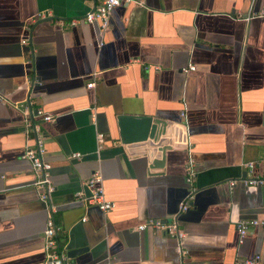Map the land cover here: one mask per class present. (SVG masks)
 <instances>
[{
    "label": "crops",
    "instance_id": "obj_1",
    "mask_svg": "<svg viewBox=\"0 0 264 264\" xmlns=\"http://www.w3.org/2000/svg\"><path fill=\"white\" fill-rule=\"evenodd\" d=\"M97 2L0 0V264L43 260L45 209L19 158L33 143L25 117L44 135L60 246L82 248L71 264H244L255 255L264 264V228L240 242L236 230L238 220L264 222V182L227 185L264 173V0H131L110 10L102 32L83 20ZM121 113L164 130L155 142L123 144ZM188 159L196 190L177 214ZM95 169L106 212L73 198L88 193ZM174 214L184 258L159 229L137 230Z\"/></svg>",
    "mask_w": 264,
    "mask_h": 264
},
{
    "label": "built area",
    "instance_id": "obj_2",
    "mask_svg": "<svg viewBox=\"0 0 264 264\" xmlns=\"http://www.w3.org/2000/svg\"><path fill=\"white\" fill-rule=\"evenodd\" d=\"M131 0H98L92 10L85 13L83 20L89 24L97 22L99 32L104 31L108 25V14L112 8L121 4L128 3ZM48 12L42 11L37 12L34 15L30 16L29 20L34 22L38 19L48 16ZM78 20L71 19L69 24H76ZM61 23L60 21H57ZM20 43L23 45L27 44L26 39H21ZM101 44V41H98V45ZM31 60H26V63H30ZM194 70L193 64H188L183 68V72L187 73ZM0 101H4L0 97ZM27 113V112H26ZM35 116L40 117L42 121L49 122L52 120V116L49 114L43 113L41 110L36 109L34 112ZM182 116L183 113H180ZM24 128L33 132V143L26 146L19 158L24 159L29 162L30 168L33 174V180L31 185L34 187L37 198L43 203L45 209V222L43 230V260L42 264H71L69 257L66 255L65 251L61 248L60 242L58 240V232L60 231L59 226L54 220L55 208L50 201L51 194L54 191V185L50 179L49 164L44 161V135L41 132L38 124H34L30 119L24 118ZM97 147H100L102 142V135H96ZM68 157L80 159L81 154L78 152H72ZM244 166L248 169H251L254 166L253 162H246ZM196 172L194 169V162L191 159H188L184 165V182L186 184V194L179 203L178 212L186 210L195 193L196 188L193 186V180L195 178ZM101 175L98 169L93 170L87 178L83 180V187L87 189L88 193H84L81 190H77L73 193V198L76 201H80L85 206H96L102 212L108 211L112 203L103 198L101 186ZM237 182L244 186H255L260 185L264 182V173L256 176L249 177H240L238 179H232L227 181L229 188L233 187ZM174 214L171 219L167 222H162L158 219L146 220L145 223H142L137 226V230H143L147 227L159 229L163 234L173 238L176 244V251L179 255V258H184L187 251L182 247L181 239L183 237V232L179 228L176 221V215ZM85 218H81V221H84ZM260 225L264 228V222L258 221L255 219L252 220H238L236 222V230L238 232L239 242L242 240L244 235L247 233L248 228L251 226ZM258 256H253L252 259L244 261V264H256ZM101 264H110L108 259H105Z\"/></svg>",
    "mask_w": 264,
    "mask_h": 264
},
{
    "label": "water",
    "instance_id": "obj_3",
    "mask_svg": "<svg viewBox=\"0 0 264 264\" xmlns=\"http://www.w3.org/2000/svg\"><path fill=\"white\" fill-rule=\"evenodd\" d=\"M28 112L31 113L29 107ZM116 124L119 141L123 144L138 143L149 140L155 142L164 128L162 122L152 119L147 115L140 114H118L116 116ZM81 249L82 248L66 252V255L70 257L76 252H81Z\"/></svg>",
    "mask_w": 264,
    "mask_h": 264
}]
</instances>
